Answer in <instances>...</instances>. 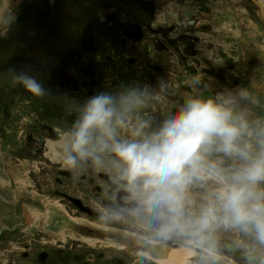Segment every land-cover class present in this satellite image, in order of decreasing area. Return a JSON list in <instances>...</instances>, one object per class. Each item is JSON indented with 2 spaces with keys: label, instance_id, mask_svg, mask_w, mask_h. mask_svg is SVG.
Returning <instances> with one entry per match:
<instances>
[{
  "label": "flooded vegetation",
  "instance_id": "flooded-vegetation-1",
  "mask_svg": "<svg viewBox=\"0 0 264 264\" xmlns=\"http://www.w3.org/2000/svg\"><path fill=\"white\" fill-rule=\"evenodd\" d=\"M39 1L25 38L0 45V149L15 150L3 140L11 137L19 155L10 162L28 166L24 181L37 169L39 181L15 219L0 224V264H177L174 255L179 264H264L253 234L220 223L201 232L196 224L223 182L264 152L263 3ZM9 69L34 77L47 95L11 87ZM101 94L113 98L119 142H143L197 98L227 107L239 135L231 151L218 140L202 147L200 171L174 211L153 199L143 178L134 185L123 178L125 165L96 131L93 155L64 163L84 108ZM24 181L17 184L30 186ZM34 196L46 197L51 211L34 210L29 199L41 200Z\"/></svg>",
  "mask_w": 264,
  "mask_h": 264
},
{
  "label": "clouds",
  "instance_id": "clouds-1",
  "mask_svg": "<svg viewBox=\"0 0 264 264\" xmlns=\"http://www.w3.org/2000/svg\"><path fill=\"white\" fill-rule=\"evenodd\" d=\"M6 75L11 87L20 84L32 96L47 95L43 85L32 76L13 69ZM114 113L111 96L101 94L92 98L71 133L64 163L71 167L76 165L77 158L92 156L90 145L96 131L102 148H110L125 165L123 178L133 185L143 178L144 187L153 191V199L169 204L174 211L181 207L180 194L185 185L200 171L202 147L218 140L224 151H231L239 135L233 113L212 99H189L143 142L116 141L112 127ZM260 181H264V152L237 169L230 183L223 182L216 200L202 208L196 222L199 230L206 231L217 223L238 227L264 245V191L257 190Z\"/></svg>",
  "mask_w": 264,
  "mask_h": 264
},
{
  "label": "rangeland",
  "instance_id": "rangeland-1",
  "mask_svg": "<svg viewBox=\"0 0 264 264\" xmlns=\"http://www.w3.org/2000/svg\"><path fill=\"white\" fill-rule=\"evenodd\" d=\"M260 1L264 5V0ZM41 10L42 8L39 0H0V45L3 43L17 45L21 39L25 38V30L35 26V21L33 17L30 16V13L34 11L36 14H40ZM0 49H2L1 46ZM3 140H5V143L14 145L15 150L5 149L3 146L0 149V224L5 220L14 218V215L19 210L17 205L21 203V200H23L26 195H32V191H30L33 187L32 184L39 187V181L36 180L37 169L34 170V176L36 177L32 176L30 172V178L24 181L22 175L23 173L27 174L26 172L29 170L27 169L28 166L24 163L22 167H16L10 162L12 155H19V152L16 151L18 145L9 136H5ZM11 176H14L12 177L13 179H11ZM22 180L24 182L27 181L30 186H26V184H17V182L20 183ZM36 198H40L41 200H36L35 202L29 199L31 204L37 203L36 207H34L35 205H31L32 209L33 207L35 208L34 210L37 209L40 211H42V208L47 209L46 197L43 199L37 196ZM51 208L52 207L48 205V212L51 211ZM28 211L31 215L34 212L30 209ZM37 213H39V211H36V214ZM43 213L45 214L46 212ZM49 214L50 213H46L43 219L48 218ZM36 218L37 215L33 216L34 220Z\"/></svg>",
  "mask_w": 264,
  "mask_h": 264
},
{
  "label": "bare ground",
  "instance_id": "bare-ground-1",
  "mask_svg": "<svg viewBox=\"0 0 264 264\" xmlns=\"http://www.w3.org/2000/svg\"><path fill=\"white\" fill-rule=\"evenodd\" d=\"M72 219H73V218H72ZM175 258H177V257L174 255V261H175V263L177 262V264H179V262H178V261H179L180 259H179V258H177V260H175ZM172 262H173V261H172ZM172 262H171V263H172Z\"/></svg>",
  "mask_w": 264,
  "mask_h": 264
}]
</instances>
